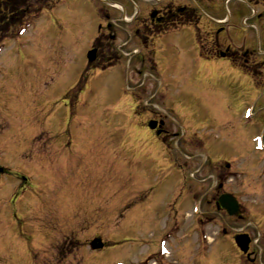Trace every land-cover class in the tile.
I'll return each mask as SVG.
<instances>
[{"label":"rangeland","instance_id":"374dc122","mask_svg":"<svg viewBox=\"0 0 264 264\" xmlns=\"http://www.w3.org/2000/svg\"><path fill=\"white\" fill-rule=\"evenodd\" d=\"M120 1L133 10L128 0ZM135 1L142 9L153 4ZM229 1L226 6L223 1L220 14L254 30L256 49L264 56V31L256 32L259 22H242L252 15V7ZM101 4L61 0L42 15L36 9L39 18H32L17 35L33 10L25 7L7 38L0 35V166L13 178L22 172L31 181L15 205L9 196L18 179L0 186V264H252L235 244L241 233L252 238L253 264H264V214L256 212L263 208L264 193L252 185L260 176L262 180L255 153L260 139L264 144V89L241 83L208 88L191 82V103L199 114L191 127L203 137L223 140L224 162L235 171L226 187L239 193L244 218H226L215 211L214 197L209 205L205 196L216 184L218 158L196 154L191 170L185 167L177 174L158 154L143 152L136 128L140 112L127 107L124 65L104 73L91 70L94 63L87 65L104 20ZM207 13L215 15L211 9ZM84 73L88 89L81 80ZM229 104L240 116H229ZM215 109L228 116L216 121ZM69 137L77 146L72 157L83 163V171L100 169L92 174L94 185L91 175L82 177L84 199L63 195L60 177L49 175L51 164L40 153L47 145L57 153L55 146ZM67 170L63 176L69 179L74 170ZM28 231L34 238L32 254H23L19 243L5 249L12 241H25ZM95 238L105 242L102 249L90 248Z\"/></svg>","mask_w":264,"mask_h":264},{"label":"flooded vegetation","instance_id":"af4514ba","mask_svg":"<svg viewBox=\"0 0 264 264\" xmlns=\"http://www.w3.org/2000/svg\"><path fill=\"white\" fill-rule=\"evenodd\" d=\"M57 1L59 0H0V10L25 7L47 9ZM99 1L102 4L98 5V9H102L104 22L99 27V34L93 45L96 49L93 63L95 69L102 72L124 65L128 110L140 112L141 119L136 123V128L140 129L143 137L140 144L142 151L158 154L159 159L174 168L177 174L183 173L185 167L191 170V161L196 154H205L209 160L218 158L217 163L221 166L214 168L216 184L213 188L210 186L205 196L210 199L209 205L214 197L216 212L225 213L226 218L241 220L244 216L240 195L238 197L239 193L226 187V182L235 174V171L230 170V163L227 160L224 162L227 146L223 140L213 141L209 137H203L191 127V120L199 115L191 103V82L208 88L241 83L254 89H264V56L256 49L255 31L238 25L233 16L227 19L220 14V6L225 0H143L153 3L145 9L135 0H128L133 6L131 12L120 0ZM110 3L121 4L123 8ZM247 3L252 9L259 7L264 10V0H247ZM207 9L213 10L215 15H209ZM249 19L259 22L260 27L256 32L264 31V13L256 11ZM228 109L229 116H240L230 104ZM212 115L216 121L221 122L228 113L215 109ZM69 140L70 137L63 141L64 144L55 146L57 153L49 149L53 145H47V149L41 148V157L51 164L49 175L60 177L65 197L84 199L81 194L82 177L91 175L94 185L96 180L92 174L100 169L95 166L85 173L81 166L83 163H78L77 156L76 160L72 157L77 146L71 145ZM30 149H33V145ZM255 155V164L259 165L262 180L260 176L252 185L257 188L256 191L263 190L264 193V146L263 151H258ZM105 158L106 155L102 159ZM67 167L74 170L69 179L63 176L68 173ZM165 171L166 168L162 173ZM169 172L171 173V168L163 176V183L168 180L166 177ZM11 173L0 166V186L3 183L12 185L15 178L19 181L11 193L13 203H16L22 192L30 187L31 181L30 177L20 175L22 172L17 173L15 178ZM163 183L161 184L164 185ZM187 185L191 199V190L192 194L194 190L191 188L190 177ZM225 194H232L240 204L234 216H230L226 204L220 202ZM261 195L263 198L264 194ZM260 207L263 208L256 212L264 214V202ZM199 214L203 215V212L200 211ZM210 214L208 212L205 217ZM227 228L226 225L223 226L224 234L228 233ZM21 232L20 235L25 234ZM27 233L29 235L25 241H12L5 249L9 251L11 244L19 243V247L24 248L23 254H32L34 238L30 231ZM246 234L252 242L250 233ZM251 245L252 243L246 259L253 264L256 258L255 249Z\"/></svg>","mask_w":264,"mask_h":264},{"label":"trees","instance_id":"16d2710c","mask_svg":"<svg viewBox=\"0 0 264 264\" xmlns=\"http://www.w3.org/2000/svg\"><path fill=\"white\" fill-rule=\"evenodd\" d=\"M16 1L22 2L23 0ZM20 9L21 8L6 9L4 11L0 10V35H5V33H8L15 25V22L19 20L17 17H21L20 12H23ZM36 12L38 11L33 9L30 13L36 14Z\"/></svg>","mask_w":264,"mask_h":264},{"label":"water","instance_id":"95a60500","mask_svg":"<svg viewBox=\"0 0 264 264\" xmlns=\"http://www.w3.org/2000/svg\"><path fill=\"white\" fill-rule=\"evenodd\" d=\"M88 59L90 61L94 60V51H91L89 54H88ZM223 199H225V197H223L221 199V201H223ZM227 199L229 200V202H231L235 207L236 204H235V201L231 198V197H227ZM230 203V204H231ZM234 207L233 208H229V212L230 214H234L236 212V208ZM236 242H237V245L238 247L244 252L246 253L248 251V247H249V238L245 235H242V236H238L236 238ZM104 244L103 242L100 240V239H95L93 242H92V245H91V248L93 250H96V249H101L103 248Z\"/></svg>","mask_w":264,"mask_h":264}]
</instances>
